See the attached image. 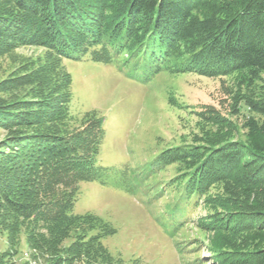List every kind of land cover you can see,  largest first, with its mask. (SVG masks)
<instances>
[{"label":"trees","instance_id":"obj_1","mask_svg":"<svg viewBox=\"0 0 264 264\" xmlns=\"http://www.w3.org/2000/svg\"><path fill=\"white\" fill-rule=\"evenodd\" d=\"M2 38L41 45L61 61L90 53L94 62L111 64L123 56L135 70L152 73L162 67L207 77L264 73V0H0V51ZM29 79L16 78L4 87L22 89ZM60 94L52 102H25L27 112L21 113L0 101V127L10 132L0 143V229L8 232L10 245L0 264H17L20 234L46 264H127L104 244L117 233L110 223L74 213L79 185L106 183L110 176L98 159L104 120L89 118L81 130L67 131L75 122L72 95L69 89ZM206 112L212 111L206 107L204 117L212 116ZM250 156L256 170L240 176L236 170ZM157 161L184 165L177 180L185 183L188 198H197L196 205L203 198L211 204V189L225 179L264 184V152L237 142L171 147ZM254 207L261 206L249 208L250 229L264 233V212ZM218 220L212 219L213 225ZM225 221L218 225L228 228ZM69 238L74 240L67 245ZM210 251L216 264L229 257L219 248ZM246 255V264H264V250Z\"/></svg>","mask_w":264,"mask_h":264},{"label":"rangeland","instance_id":"obj_2","mask_svg":"<svg viewBox=\"0 0 264 264\" xmlns=\"http://www.w3.org/2000/svg\"><path fill=\"white\" fill-rule=\"evenodd\" d=\"M1 42L3 104L27 112L25 102H52L69 89L75 122L67 131L81 130L89 118H103L105 138L98 159L110 176L106 183L79 185L74 213H92L117 230L104 240L114 256L127 264H216L210 251L215 247L229 256L224 264H246V252L264 250V233L250 229L254 218L248 215L256 202L261 207L255 210L264 212L263 183L225 179L211 189V204L203 198L196 205L197 198H188L185 183L177 180L186 172L184 165L157 161L167 148L219 140L264 152V73L242 70L207 77L166 67L152 73L135 70L123 56L111 64L94 62L90 53L61 61L38 44ZM23 76H30L27 87H4ZM206 107L212 112L205 114L212 116L204 117ZM9 133L0 127V143ZM252 160H242L236 170L240 176L256 170ZM212 219L218 223L213 225ZM225 220L228 228L218 225ZM9 247L8 232L0 229V255ZM16 248L17 264H46L27 246L25 234Z\"/></svg>","mask_w":264,"mask_h":264}]
</instances>
